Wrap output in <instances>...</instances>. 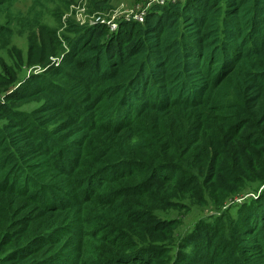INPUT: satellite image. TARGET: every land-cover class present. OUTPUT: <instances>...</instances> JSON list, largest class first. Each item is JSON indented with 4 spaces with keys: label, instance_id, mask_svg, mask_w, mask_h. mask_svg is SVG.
<instances>
[{
    "label": "trees",
    "instance_id": "obj_1",
    "mask_svg": "<svg viewBox=\"0 0 264 264\" xmlns=\"http://www.w3.org/2000/svg\"><path fill=\"white\" fill-rule=\"evenodd\" d=\"M18 3L0 24V264H264V0L61 35L49 19L73 1L0 15ZM187 208L222 215L170 217Z\"/></svg>",
    "mask_w": 264,
    "mask_h": 264
},
{
    "label": "rangeland",
    "instance_id": "obj_2",
    "mask_svg": "<svg viewBox=\"0 0 264 264\" xmlns=\"http://www.w3.org/2000/svg\"><path fill=\"white\" fill-rule=\"evenodd\" d=\"M73 1L72 5L69 8V11L67 13H63L61 15V18H59V24L55 26V22L53 19H49V25L51 27H55L56 31L58 32V35H61L62 32L65 30L66 24L68 21H74L78 25H95L98 22V19L105 20L108 24L114 23L118 26L117 29L120 28L121 24L127 23L126 17L128 16H134L139 15L143 12L145 8H148L149 0H116L114 5L112 6L111 10L107 13L105 12L102 14L98 13H91L90 8H88V5L90 3V0H68ZM186 0H177V3L185 2ZM23 2V1H22ZM27 2V7L31 5V0H25ZM172 3V2H171ZM169 4V3H168ZM167 5V4H166ZM18 7L10 8L9 10L5 11L0 15V24H6L8 22V19L10 16H12L15 12H17L19 9H23L22 3H18ZM26 7V9H27ZM149 9V8H148ZM26 11V10H25ZM52 11H54L52 9ZM151 9H149V14H151ZM141 12V13H140ZM64 33V32H63ZM29 43L30 38L28 34H19L18 32L14 35L12 39V44L10 46H14L16 48L15 51L20 52L19 55L10 54L11 56H14L18 62H20L21 66H24V68L29 65V68L25 69L24 76L30 77L33 73H39V68L30 66L27 62L28 60V51H29ZM21 58V59H20ZM6 62L11 65L12 62L10 59L5 56ZM28 77V78H29ZM28 109L31 108V105L29 104ZM250 197V196H248ZM246 197V198H248ZM246 198H239L236 200V204L243 205L246 201ZM255 198V197H253ZM256 199V198H255ZM195 210V209H194ZM182 212H174L170 214V217L172 218H178V217H184L183 218V226H192L200 217L205 218H212V217H220L222 215V212L213 211L212 213H206L202 210H198L195 212H190L189 208L181 210ZM233 214V213H232ZM213 222V221H211ZM185 230L180 227V231Z\"/></svg>",
    "mask_w": 264,
    "mask_h": 264
},
{
    "label": "built area",
    "instance_id": "obj_3",
    "mask_svg": "<svg viewBox=\"0 0 264 264\" xmlns=\"http://www.w3.org/2000/svg\"><path fill=\"white\" fill-rule=\"evenodd\" d=\"M177 3V0H149V3H148V8L149 9H152L155 5H161V6H164L168 3ZM144 9L142 10L141 14L139 15H134V16H128L126 17V22L127 23H132V22H135V23H139V24H144L149 16V9ZM97 24H100V25H106V26H109L111 27V31L112 32H115L117 31L118 29V26L116 24H112V23H107L105 20H102V19H98V22Z\"/></svg>",
    "mask_w": 264,
    "mask_h": 264
}]
</instances>
